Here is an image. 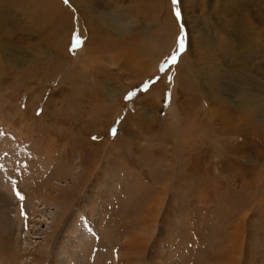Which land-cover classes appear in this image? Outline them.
Returning <instances> with one entry per match:
<instances>
[{
    "label": "rangeland",
    "instance_id": "rangeland-1",
    "mask_svg": "<svg viewBox=\"0 0 264 264\" xmlns=\"http://www.w3.org/2000/svg\"><path fill=\"white\" fill-rule=\"evenodd\" d=\"M74 1L146 68L19 66L58 27L0 0V264H264V0Z\"/></svg>",
    "mask_w": 264,
    "mask_h": 264
},
{
    "label": "bare ground",
    "instance_id": "bare-ground-1",
    "mask_svg": "<svg viewBox=\"0 0 264 264\" xmlns=\"http://www.w3.org/2000/svg\"><path fill=\"white\" fill-rule=\"evenodd\" d=\"M76 3L77 2L72 0L71 7L67 9V8H64L61 0H31V4L35 8L33 10V13L37 14L36 18H38V19L43 18V20L47 18L48 28H49V26L50 27H58V30L55 31L53 35H50L48 33L50 35V37H52V40L50 41L47 39V41L51 43V46L53 47L54 52H56L57 54L51 60H48L44 56V52L38 51L33 56H31L27 52H21L19 55L15 56V57H11V61L15 62V63L19 64V66H23V67L25 65L29 66L32 63L34 64L35 62L36 63L39 62L40 68H38V71L41 72V70H42L43 73L46 70H49L48 68H50V65H52V62H53L55 64L56 68L60 67V69L61 68L65 69V72H68V74L65 75V77H64L65 79H59V81L61 83H63L64 85H65V83L67 84L65 86H69V85L74 86L78 82H85L86 83V78H89L87 76L88 73L86 74V71L92 72L93 74H91V75H94V76L97 75L96 73H99V70H100L99 67L97 66V63L95 62L97 60L96 55H98V54H99V56H100V54L101 55L106 54L105 58H107V60L110 61L112 64L119 65V70L121 69L122 73H124L123 71H125V73H126V72H133V70H135V71L136 70L140 71V69H141V71L145 70V68H146L145 58L146 57L141 55V49H140L141 46L139 45L140 43L138 42L139 41L138 37L127 38V39H123V40L122 39L117 40V39H113L112 37H110L108 32H107L108 35H106V34L102 35V31H101L102 29H101L98 21L96 20L95 16L92 17L91 14L85 13V12L83 13V12H80L79 10H76L79 13L72 12L73 11L72 9H74V7L76 9H80V7H78L76 5ZM28 4H29V2H28ZM36 8H37V10H36ZM27 12L30 14V13H32V10L27 9ZM95 13H97V12H95ZM111 16L115 20L118 21L116 14L112 13ZM75 17H76V19H75ZM119 22L121 24L120 25H114L113 28H115L116 31H118L119 33L122 34L123 29L124 28L129 29V26L127 24L122 23V21H119ZM26 23H29V22H26ZM130 23L133 25H136L132 22H130ZM29 25H31V23H29ZM75 30H79L81 32V34L83 36V40H84V47L86 49V52L80 53L81 56L83 54H84V56L82 57V60L80 61L81 63H79V64H78V62L74 63V64L64 62V60L61 59L62 58L61 57V51H62V48L65 44V38L67 37V34H69V33L72 34V32ZM62 32H63V34H62ZM0 49H2V48H0ZM107 54H108V56H107ZM8 60H7V62H9ZM57 66H59V67H57ZM78 66L80 68H77ZM1 71H3V70H1ZM62 71L63 70H61V72ZM61 74H63V73H61ZM0 75H1V73H0ZM9 75H11V74H9ZM44 78H46V77H44ZM84 78H85V80H84ZM90 78H92V77H90ZM97 78H98V76H97ZM93 80L96 82L95 77H93ZM96 83L99 84L98 81ZM155 88H157V86L154 88L152 87V89H155ZM79 89H80L79 91L82 92V90H84L85 87L83 86L82 90H81V88H79ZM251 92H250V94H251ZM75 93H77V92H75ZM194 131H195V129H194ZM208 133L209 132H207L206 134H203L200 137L199 141L203 142V143L204 142L208 143V141L211 140V136H212L211 134H208ZM206 146L209 148L208 150L210 151V145H206ZM205 149H203V150H205ZM235 236H237V235H235ZM70 237H72V236L70 235ZM236 239H238V238H236Z\"/></svg>",
    "mask_w": 264,
    "mask_h": 264
},
{
    "label": "snow or ice",
    "instance_id": "snow-or-ice-1",
    "mask_svg": "<svg viewBox=\"0 0 264 264\" xmlns=\"http://www.w3.org/2000/svg\"><path fill=\"white\" fill-rule=\"evenodd\" d=\"M69 2V0H65V3H68ZM179 2V0H173V4H176V3H178ZM176 15H177V18H179V11H177L176 12ZM177 43H178V48H179V50L180 51H182L183 50V48H184V37H183V35H181L179 38H178V41H177ZM76 44L77 45H79L80 44V40H79V38H77V40H76ZM176 59H177V54H173V56L170 58V60H171V62L172 63H176ZM145 91L147 90V89H144ZM132 94H130V96H131ZM128 98H130V97H126V99H128ZM113 134L115 135V129L113 130ZM19 195V194H18ZM22 198V197H21Z\"/></svg>",
    "mask_w": 264,
    "mask_h": 264
}]
</instances>
